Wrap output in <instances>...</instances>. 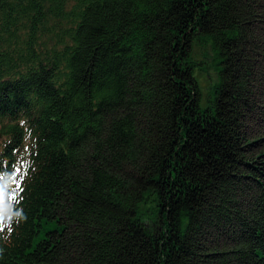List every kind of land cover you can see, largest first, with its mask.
<instances>
[{
  "label": "trees",
  "instance_id": "16d2710c",
  "mask_svg": "<svg viewBox=\"0 0 264 264\" xmlns=\"http://www.w3.org/2000/svg\"><path fill=\"white\" fill-rule=\"evenodd\" d=\"M261 98L264 0H0V264H264Z\"/></svg>",
  "mask_w": 264,
  "mask_h": 264
},
{
  "label": "rangeland",
  "instance_id": "374dc122",
  "mask_svg": "<svg viewBox=\"0 0 264 264\" xmlns=\"http://www.w3.org/2000/svg\"><path fill=\"white\" fill-rule=\"evenodd\" d=\"M205 53H209L207 56V61H206V64H208L207 69L203 73H199V71L197 70V74H196V79L198 80L201 91L203 93V102H202L203 108H205L208 105L207 101L212 98L211 87L213 84L217 83V75H218V72L215 68V61H214L215 56H214V53H213L210 45H209V47L205 46V45L204 46L201 45L200 47H196V55H195L196 59H200ZM263 101H264V99H263ZM263 103L264 102H262V98L259 99L258 104L261 108H259L257 111H255L256 119L258 118L257 115L263 114V108H264ZM254 122L252 125L254 127H259V125H257L256 122L254 124ZM254 127H253V129H254ZM257 133H258V131H257ZM145 210L146 209H143V211H145Z\"/></svg>",
  "mask_w": 264,
  "mask_h": 264
}]
</instances>
